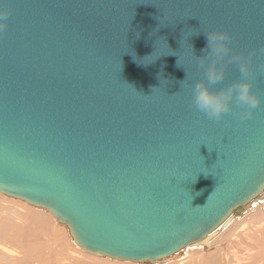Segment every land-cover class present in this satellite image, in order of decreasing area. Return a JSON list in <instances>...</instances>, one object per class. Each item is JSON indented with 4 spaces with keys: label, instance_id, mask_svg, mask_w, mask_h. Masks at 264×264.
Returning <instances> with one entry per match:
<instances>
[{
    "label": "water",
    "instance_id": "1",
    "mask_svg": "<svg viewBox=\"0 0 264 264\" xmlns=\"http://www.w3.org/2000/svg\"><path fill=\"white\" fill-rule=\"evenodd\" d=\"M0 10L12 12L0 33V195L49 213L83 252L132 264L208 244L262 200L264 103L246 121L233 105L218 123L192 95L210 64L196 59L204 32L220 31L233 55L257 51L247 79L264 100V0H0ZM243 79L228 65L213 91Z\"/></svg>",
    "mask_w": 264,
    "mask_h": 264
},
{
    "label": "rangeland",
    "instance_id": "2",
    "mask_svg": "<svg viewBox=\"0 0 264 264\" xmlns=\"http://www.w3.org/2000/svg\"><path fill=\"white\" fill-rule=\"evenodd\" d=\"M1 196L0 241L20 250L18 257L22 260L18 263L7 264H132L97 258L83 252L72 242L68 229L56 222L49 213L42 212V210L35 209L34 207L31 209L27 203L24 204L14 199L12 201L8 197ZM21 205L23 207L27 205L28 208L20 207ZM247 210L240 209L236 213V216L240 217ZM44 217L46 218L44 219ZM230 232L232 234L235 231ZM244 233L235 242H233L234 240L226 242L225 235H220L215 237L214 243H201L186 247L181 251V255L175 263L186 259L185 264H194L195 259L205 250L204 248L211 246L214 250L213 256L217 253L220 254V256H216H219L217 259L218 264H226L224 257L227 258V264H235L234 259H239L237 254L241 255V258H249L248 264H264V256L258 255L259 245L253 244L255 232L248 231ZM261 234L264 238V231H261ZM78 252L84 253V255H80V258L74 259L73 257ZM250 258H252L251 261Z\"/></svg>",
    "mask_w": 264,
    "mask_h": 264
},
{
    "label": "clouds",
    "instance_id": "3",
    "mask_svg": "<svg viewBox=\"0 0 264 264\" xmlns=\"http://www.w3.org/2000/svg\"><path fill=\"white\" fill-rule=\"evenodd\" d=\"M11 15L12 12L10 10H0V33L6 31L8 27L7 21ZM204 34L207 41L205 48L202 49L204 55L199 58L195 57L200 62L201 67H204L205 62L209 60L210 64L205 68V80L197 82L193 88V106L198 111L204 113L210 120L218 123L223 121L227 114L232 113L233 105L246 110L240 113L241 120L246 121L250 119L254 110L258 109L264 103V100L253 92V83L251 80L247 79L251 75L250 66L253 58L257 55V51H253L247 56L243 54L233 55L232 49L229 46L232 39L230 33L214 31L204 32ZM193 35L198 36L200 32H194L191 36ZM191 49L194 53L192 46ZM258 52L264 55V48L259 49ZM225 60H227V64L224 63ZM233 64L238 67L244 79L233 83L226 89L213 91L215 85L226 79L228 65ZM177 66H181L179 61ZM187 79L188 73L184 81ZM154 89L156 88L152 89V93ZM200 194L197 193V196Z\"/></svg>",
    "mask_w": 264,
    "mask_h": 264
},
{
    "label": "bare ground",
    "instance_id": "4",
    "mask_svg": "<svg viewBox=\"0 0 264 264\" xmlns=\"http://www.w3.org/2000/svg\"><path fill=\"white\" fill-rule=\"evenodd\" d=\"M10 199L12 200L13 198H10ZM14 200H16V199H14ZM20 202H22V201H20ZM22 203H24V202H22ZM20 207H23V206L21 205ZM23 208H28V206L26 205V207H23ZM29 208L32 209L33 207H30V205H29ZM31 209H30V211H32ZM243 209H248V210L245 213H243L242 215H240V217H237L236 215H234L233 219L231 220L229 225H227L224 229L219 230L218 233H216L214 235V237L211 239L210 243H214L215 237L220 236V235H225L226 242H228V240H230V241L234 240L233 242H235L238 240V238L241 235L245 234L244 232L254 231L255 236L253 237V244L259 245L258 255L261 254V256H264V238L261 234V231H264V196L260 202L259 201L251 202L247 207H245ZM35 213H36V211H35ZM24 216H26V215H24ZM45 218L46 217H44V219ZM230 231H235V232L231 234ZM242 233H244V234H242ZM249 234H250V232H249ZM3 238H5V237H3ZM187 247H191V245L187 246ZM204 249L205 250H203L201 252V255H199V257L195 259L194 264H218L217 259L219 258L220 254L217 253L215 256H213L212 253L214 250L211 246L205 247ZM19 251L20 250H17L16 248L9 246L7 243H2L0 241V263H4V264L14 263V262L18 263L21 260L18 257ZM181 251L179 253L171 256L169 259H166L165 262L162 264H185L186 259L180 260V261L175 263V261L180 257ZM80 255H84V253L78 252V254L75 255L73 258L78 259V258H80ZM217 255H219V256L216 257ZM237 256H239V259H237V258H236L237 260L234 259L235 264H248L249 258H241L240 257L241 255H238V254H237ZM89 258H90V256H89ZM224 259H225V262L227 264L228 263L227 258L224 257ZM251 259L252 258H250V261H251Z\"/></svg>",
    "mask_w": 264,
    "mask_h": 264
}]
</instances>
